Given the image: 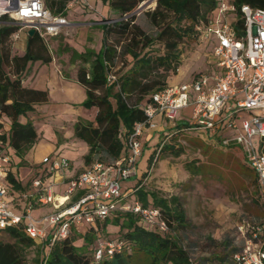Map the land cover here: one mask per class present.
Segmentation results:
<instances>
[{
  "label": "built area",
  "instance_id": "1",
  "mask_svg": "<svg viewBox=\"0 0 264 264\" xmlns=\"http://www.w3.org/2000/svg\"><path fill=\"white\" fill-rule=\"evenodd\" d=\"M75 1L91 10L87 0ZM214 2L212 15L194 25L198 39L212 41L213 72L199 73L189 81L166 84L153 92L150 101L141 106L144 119L134 122L128 132L121 133L122 152L117 159L108 163L94 162L79 173H72L65 158L44 157L41 162L47 167L30 180V192L19 193L9 180L12 177L16 181L9 171L7 119L0 114V231L22 230L39 248L38 264H44L52 244L64 239L70 229L82 225L87 229L96 222L111 219L116 212L137 215L144 229L155 227L159 232L167 231L158 210L142 208L128 199L131 196L127 194L135 190L134 186L125 193L120 191L119 184L137 178V163L142 153L140 136L157 128V117L165 123L166 129H173L177 111L186 106L190 107V115L181 129H200L219 146L239 147L264 201V10L241 5L238 10L241 24L235 30L237 10L231 0ZM1 15L11 23L32 28L41 38L58 34L68 23L63 14L53 13L42 0H0ZM105 79L107 82L115 80L112 70L106 71ZM242 111L248 116L243 117ZM64 178L66 184L58 192L56 186ZM79 191L81 195L72 200ZM126 198L129 204L125 203ZM44 206L49 207L46 213L32 216L33 210ZM180 244L186 263L197 264L198 260L188 253L185 244ZM121 248L119 241L97 238L92 252L93 264L103 257L110 258ZM230 258L235 264H264V242L244 240L240 250Z\"/></svg>",
  "mask_w": 264,
  "mask_h": 264
},
{
  "label": "trees",
  "instance_id": "2",
  "mask_svg": "<svg viewBox=\"0 0 264 264\" xmlns=\"http://www.w3.org/2000/svg\"><path fill=\"white\" fill-rule=\"evenodd\" d=\"M100 1L107 5V11L111 15L106 18L108 22L101 25L100 48L94 53L86 50L74 54L81 63L87 64L80 66L76 71V81L85 90V98L81 104L85 107H96L91 121L77 120L73 124V136L87 147V152L83 156V163L86 165L90 164L95 156L103 155L108 162L120 156L121 133L128 132L134 122L144 119L141 106L150 101L153 92L166 86L164 72L176 69L178 44L186 37L196 36L194 25L205 22L212 15L215 5L214 0H154L153 9L145 11L149 22L156 26L155 36L151 38L133 22L137 6L144 0ZM231 3L237 10L233 24L235 30L241 24L238 11L241 5L264 10V0H231ZM62 4V1L56 3L52 1L49 8L57 5L52 12L58 13ZM0 21L9 19L1 15ZM17 28L18 25L0 24V114L7 119L8 128L5 132L7 147L10 152L20 157L24 149L36 140V132L29 121L20 122L18 116L31 110L32 102L44 100L45 95L44 92L21 87L19 72L24 68L26 61L40 59L46 62L49 57L39 54L45 47L34 32L27 36L23 54L12 55L9 49V36ZM112 34L126 39L121 54H128L132 60L130 66L120 75H116L112 68L115 59L114 47L106 43L107 37ZM154 40L162 43L164 50L161 54L152 57L145 52L140 53V49L147 47ZM3 66L6 67V71ZM107 70L114 73V81H106ZM181 125L184 124H176L168 136L180 132ZM162 135L167 136L166 133ZM163 142L155 145L154 161L161 153L177 157L181 152L180 148ZM151 159L152 156H149L148 165L153 161ZM99 163L103 162L99 160ZM9 180L12 188L16 190L17 182L12 177H9ZM81 193L82 191L77 192L72 200ZM127 196H131L128 199L138 203L142 208L158 210L167 231L159 232L155 227L144 229L139 224L137 215L116 212L111 219L94 223L85 229L83 234L70 229L64 239L52 244L44 264H93L92 252L97 238L119 241L122 245L118 253H114L110 258L103 257L97 264H132L134 252L145 256L146 264H187L181 242L172 231L184 228L186 222L178 199L175 197L163 199L143 191L140 187ZM107 224L116 227L117 231L106 232ZM0 232L10 240L0 241V264H24L22 251L33 246L32 240L17 228ZM110 234L113 236L110 237ZM76 239L80 241L77 245L74 244ZM231 264L235 263L231 261Z\"/></svg>",
  "mask_w": 264,
  "mask_h": 264
},
{
  "label": "rangeland",
  "instance_id": "3",
  "mask_svg": "<svg viewBox=\"0 0 264 264\" xmlns=\"http://www.w3.org/2000/svg\"><path fill=\"white\" fill-rule=\"evenodd\" d=\"M47 1L43 0L46 6ZM154 4V0L142 1L139 4L142 6L136 9L133 21L151 38L155 36L156 26L149 22L145 11H151ZM96 16L101 23H107L106 18L111 15L109 11H106L105 13L98 12ZM8 23L20 26V24L9 21ZM93 38H95L93 31H90L88 39L94 43ZM125 42L126 39L114 34L109 35L106 40V43L115 50L112 68L116 75H120L132 62L128 54H121V48ZM45 44L64 68L66 64L63 61L69 59L70 53L73 51L78 53L77 49L72 50V47L58 36L53 38V42L47 40ZM211 46L212 41L207 38L202 40L197 36L184 38L177 46L179 54L176 69L162 71L165 75V84L174 85L189 81L199 73L211 74L213 72ZM9 49H12L10 43ZM163 50L162 43L154 40L147 47L140 49V53L145 52L154 57L161 54ZM74 65L77 67L79 62L75 61ZM3 69L7 70L5 66ZM82 101L78 105L85 109L84 116L91 118L92 109L83 106ZM179 112L182 118L176 116L175 121L184 123L189 118L190 107H183L179 109ZM240 113L243 117L248 116L246 112ZM30 115L33 116L31 119H28L25 114L19 116L21 121H29L34 127L36 140L24 149L20 157L10 152L11 164L9 165V171L17 182L16 190L26 194L30 192V180L38 177L47 167L42 164V158L52 160L56 156L72 157L74 158L72 168L75 170L82 153H80L78 144L83 147L81 142L73 140L70 123H52L41 116L35 117L36 113H29L28 116ZM165 132L167 136L158 131L154 132L151 145L144 148L146 151H143L138 159L141 168L138 167L136 180L121 181L120 191L124 190V186H128L129 189L134 186L135 190L140 187L143 191L153 193L163 199L177 198L186 222L184 228L172 231L177 240L185 244L188 253L191 256L194 255L195 261L198 260L197 264L206 262L231 264V255L240 250L244 240H249L251 243L264 242V201L257 191L253 173L243 161L239 147L219 146L214 138L211 140L200 129L184 127L171 137L168 136L172 133L171 129ZM144 138L145 135L142 134L140 136L142 144ZM162 141L164 144L180 148V154L174 157L169 153H161L154 161L155 145ZM50 145L56 148L54 153L47 150ZM32 154L39 159H31ZM149 156H152L153 161L148 165ZM99 160L103 163L108 162V159L101 155L95 156L90 164L95 161L99 162ZM90 164L83 163V168ZM8 183L7 181V185ZM125 203L129 204L127 198ZM48 210L49 207L44 206L33 210L31 214L38 216ZM110 225L106 226L110 227ZM85 229L86 226L82 225L74 231L83 234ZM112 235L110 234V237ZM0 241L9 242L10 240L0 232ZM79 243L77 239L74 241L75 245ZM22 258L24 264H38V246L33 245L23 249ZM146 263L145 256L141 253H133L132 264Z\"/></svg>",
  "mask_w": 264,
  "mask_h": 264
},
{
  "label": "crops",
  "instance_id": "4",
  "mask_svg": "<svg viewBox=\"0 0 264 264\" xmlns=\"http://www.w3.org/2000/svg\"><path fill=\"white\" fill-rule=\"evenodd\" d=\"M62 1V7L58 13L63 14L67 19V24L62 26L59 33L52 36H45L43 38L39 37L42 45L45 47L39 54L48 56L49 59L46 62H42L40 59L36 60H28L25 63L22 71L19 72V79L21 87L27 90L40 91L44 92V100L34 101L31 103L32 109L25 112V115L28 119H31L33 116H28V114L36 113L35 117H40L52 123H70L72 125L77 121H91L96 112V107L91 106L92 109V117H85L84 111L85 109L78 104L85 98V90L84 87L76 81V71L80 66H87L86 63H81V61L75 58V52L71 51V55H69V59L64 60L65 68L62 67L60 61L55 59V55L50 52L47 48L45 42L47 40L53 42V38L55 36L60 37L67 45L72 47V50L77 49L78 53H83L86 50L91 52H97L100 48L102 42V24L96 13L101 12L105 13L107 11V5L102 3L100 0H87L89 5L91 6V10H86L80 3L75 0H48L47 6L43 2L44 6L50 11L55 10L58 6L54 5L49 8V4L51 2ZM0 24H9L8 21H0ZM28 29L21 25L18 26L17 30L13 32L9 36L10 45H12L11 54L16 56H21L24 52L25 42L27 38L26 31ZM93 31L95 36L94 43L89 41L88 33ZM60 42H62L60 40ZM75 61L79 62V65L75 67ZM176 116L181 117L179 110L176 113ZM175 116V118H176ZM89 118V119H86ZM18 120L21 121L20 116H18ZM157 128L155 131L158 133L165 132L166 127L165 123L161 120V118H156ZM176 122V121H175ZM178 124V123H176ZM154 130L149 131L145 134V138L142 144V152L146 151L144 148L151 145L150 143L154 137ZM161 131V132H160ZM73 140H77L83 144V147L78 144L80 149V160L79 165L74 170L72 168L74 158L67 157L66 160L70 163V172L79 173L83 168V156L87 152L86 145L78 140V138L73 137ZM73 143V141H72ZM144 145V146H143ZM47 150H50L52 153L56 151V148L50 145L47 147ZM142 154V153H141ZM33 160L39 159L38 157L32 156L30 157ZM137 167L141 168L139 165ZM139 170V169H138ZM65 174V176H68ZM131 180V179H129ZM133 180H136L134 178ZM66 184V178L63 179L57 186L56 190L61 192ZM125 193L129 192L130 189L128 186H124ZM106 232H116L117 228L114 226L105 227ZM113 236V235H112Z\"/></svg>",
  "mask_w": 264,
  "mask_h": 264
},
{
  "label": "water",
  "instance_id": "5",
  "mask_svg": "<svg viewBox=\"0 0 264 264\" xmlns=\"http://www.w3.org/2000/svg\"><path fill=\"white\" fill-rule=\"evenodd\" d=\"M143 4V3H142ZM142 5H140L138 8H140ZM32 33H33V29L32 28H29L27 31H26V34L28 35V36H30V35H32Z\"/></svg>",
  "mask_w": 264,
  "mask_h": 264
}]
</instances>
